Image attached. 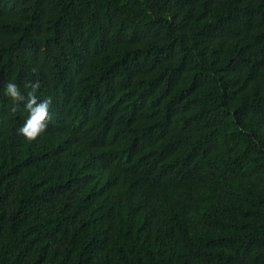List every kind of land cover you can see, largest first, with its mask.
<instances>
[{"label":"trees","instance_id":"16d2710c","mask_svg":"<svg viewBox=\"0 0 264 264\" xmlns=\"http://www.w3.org/2000/svg\"><path fill=\"white\" fill-rule=\"evenodd\" d=\"M0 264H264V0H0Z\"/></svg>","mask_w":264,"mask_h":264},{"label":"clouds","instance_id":"9594fccd","mask_svg":"<svg viewBox=\"0 0 264 264\" xmlns=\"http://www.w3.org/2000/svg\"><path fill=\"white\" fill-rule=\"evenodd\" d=\"M24 87L31 88L27 96L23 95L20 88L12 82L6 85L4 93L13 102V112L17 110L20 103L24 104V110L28 113V117L17 131L18 134L23 136L28 142H34L44 134L51 120L49 109L52 100L51 98H47L43 101L38 100L36 92L40 87L39 81L36 83H26Z\"/></svg>","mask_w":264,"mask_h":264}]
</instances>
